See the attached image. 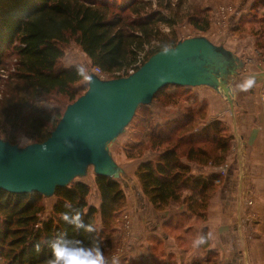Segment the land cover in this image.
I'll return each mask as SVG.
<instances>
[{
	"label": "trees",
	"instance_id": "obj_1",
	"mask_svg": "<svg viewBox=\"0 0 264 264\" xmlns=\"http://www.w3.org/2000/svg\"><path fill=\"white\" fill-rule=\"evenodd\" d=\"M189 3L0 0V135L12 144H17L21 135L31 143H42L59 124L64 108L87 92V85L76 86L81 81L74 67L61 65L65 46L71 42L79 46L106 79L127 77L161 51L163 44L175 47L179 42L176 29L181 24L189 22L200 32L209 30L208 10L197 5L185 7ZM254 4L264 7V0ZM161 93L163 90L155 98ZM165 95L167 100L173 99V94ZM207 109V103L197 99L179 118L153 127L147 134L156 156L140 163L136 177L158 211L185 202L190 211L204 216L215 186L214 176L210 180L191 176L190 166L183 159L202 167L223 166L234 140L223 122L203 123ZM138 148H143L142 142L126 148L129 159L145 155V151L135 152ZM96 185L101 197L99 209L89 203L91 187L78 180L57 189L56 201L46 218L45 197L41 194L1 191L0 264H45L51 256L50 248L42 244L37 253L35 245L59 234L85 245L95 239L104 252L110 227L124 205L125 192L113 178L96 176ZM184 190H190L191 195L184 197ZM72 209L84 212L85 223H91L96 231L77 232L66 224L61 213Z\"/></svg>",
	"mask_w": 264,
	"mask_h": 264
},
{
	"label": "crops",
	"instance_id": "obj_2",
	"mask_svg": "<svg viewBox=\"0 0 264 264\" xmlns=\"http://www.w3.org/2000/svg\"><path fill=\"white\" fill-rule=\"evenodd\" d=\"M211 1L210 28L203 37L238 61L237 74L227 84L232 89V102L209 87L186 89H193L195 96L206 100L209 110L204 124L219 120L234 136L223 165L227 175L210 191L203 217L196 210L190 211L185 202L156 210L140 182L135 189H128L124 177V205L110 227L104 251L108 264H112L113 257L119 264H264V7L253 0ZM228 9L227 23H223L220 12ZM188 38L193 37L183 40ZM252 73L258 74L257 86L248 93L235 90V84ZM184 110L180 109V114ZM155 156L149 151L140 159L129 160L127 173L135 177L140 163ZM183 161L190 163L186 158ZM194 165L206 173L214 169ZM86 183L91 187L89 203L99 209L96 179ZM183 193L184 197L191 195L190 190ZM54 203L46 208L47 213H51ZM123 215L129 217V233ZM98 224L102 227L99 218ZM208 232L214 238L199 248L193 247L197 235Z\"/></svg>",
	"mask_w": 264,
	"mask_h": 264
},
{
	"label": "water",
	"instance_id": "obj_3",
	"mask_svg": "<svg viewBox=\"0 0 264 264\" xmlns=\"http://www.w3.org/2000/svg\"><path fill=\"white\" fill-rule=\"evenodd\" d=\"M173 50L167 55L159 51L127 77L109 80L92 73L95 82L66 108L46 141L25 148L0 141V192H36L50 199L58 188L87 177L91 167L96 176L124 182L125 172L110 146L137 110L149 106L166 87H209L232 102L227 84L237 74L238 61L230 52L203 36L179 41Z\"/></svg>",
	"mask_w": 264,
	"mask_h": 264
},
{
	"label": "rangeland",
	"instance_id": "obj_4",
	"mask_svg": "<svg viewBox=\"0 0 264 264\" xmlns=\"http://www.w3.org/2000/svg\"><path fill=\"white\" fill-rule=\"evenodd\" d=\"M178 0H175L177 2ZM259 0H253V3H258ZM211 0H190V3L186 5L185 7L189 8V6L193 7H204L208 10V17H210L211 12ZM210 6V7H209ZM230 10H221L220 14L223 16L222 22L227 23L226 14ZM224 12V13H223ZM255 15L256 12H252ZM210 20V18H209ZM164 32L168 33L169 31L167 28H164ZM229 31L231 32V27H229ZM206 32H200L196 31L193 26L189 22H185L181 24L176 29V35L177 39L179 41L183 40L187 37H199V36H205ZM207 35V34H206ZM65 50V57L61 61V65L63 67H73L72 62H84L88 65L90 71L93 73V68L90 59L87 57V55L82 51V49L77 46L74 42H71L68 46L64 47ZM85 85L82 82L77 84L76 86H82ZM88 89V86H87ZM87 91V90H86ZM193 89H183L182 87H167L163 89L164 93H161L158 97L154 98L153 102L149 106H141L133 118L130 125L126 128L125 132L110 146L111 154L116 161V163L119 165L121 169L126 172V183L128 184V189H135L136 184H138V179L136 176L131 174V176L127 173L130 172L128 169H130L129 165V159L128 153L126 151L127 147H132L135 144H138L139 142H142L143 148H138L135 150H141L145 151L144 153H147L151 151L149 140L147 137V134L150 133V129L156 126L164 125L166 122L171 120H176V118H179L181 116L180 109H188L192 108L194 101L199 100V102H202L204 100H200L199 97L195 96L192 93ZM217 91V90H216ZM223 95L225 94L223 91H220ZM165 94H173V99L167 100ZM206 101V100H205ZM204 101V102H205ZM206 103V102H205ZM199 108L198 106H195V109ZM66 108H64L65 110ZM209 110V108L207 109ZM185 111V110H184ZM179 114V115H178ZM175 117V118H174ZM174 118V119H173ZM25 137L24 135H21L17 141V145H19L20 138ZM28 145L32 144L29 139L26 141ZM233 147V146H232ZM96 179V175L94 173L93 167L89 169V173L87 177L84 179H77L82 181H90ZM121 185L123 187V190L125 191L126 187H124V184ZM217 185L215 184L214 187ZM56 201V197L45 199L43 201V204L45 205V208L50 207L52 202ZM50 213H47L45 210L44 218L48 216Z\"/></svg>",
	"mask_w": 264,
	"mask_h": 264
},
{
	"label": "clouds",
	"instance_id": "obj_5",
	"mask_svg": "<svg viewBox=\"0 0 264 264\" xmlns=\"http://www.w3.org/2000/svg\"><path fill=\"white\" fill-rule=\"evenodd\" d=\"M161 51L165 55L169 54L170 51L174 54L173 45L169 43L163 44ZM72 66L74 67L75 74L80 81L91 87L95 81L93 80V74L88 65L84 62L74 61L72 62ZM257 80V73L249 74L235 84V90L248 93L257 86ZM47 107L50 108V106ZM74 122L78 123L79 118H75ZM5 139L6 136L0 135V141ZM26 141V137H21L19 147H27L28 143ZM66 143L71 146L70 142L66 141ZM42 150H46V148H43ZM84 211L86 212V209ZM61 219L66 224L70 225L74 231L79 232L83 230L87 233L96 231V228L91 223H85L84 212L80 209H72L71 211L61 213ZM213 238L212 232L199 234L193 240V247L199 248L200 246L207 244L209 240ZM42 244H46L51 250V256L45 261V264H108V260L100 243L95 239H93L88 245H85L80 240L66 239L65 234H59L54 239L37 243L35 245L37 253L41 251ZM112 264H119L118 258L113 257Z\"/></svg>",
	"mask_w": 264,
	"mask_h": 264
},
{
	"label": "built area",
	"instance_id": "obj_6",
	"mask_svg": "<svg viewBox=\"0 0 264 264\" xmlns=\"http://www.w3.org/2000/svg\"><path fill=\"white\" fill-rule=\"evenodd\" d=\"M224 13V12H223ZM135 72L134 70L130 71V74ZM93 74L99 76L102 79H106V76L103 74L102 70L98 67L93 68ZM262 101L264 102V94L262 96ZM194 162H190L188 165L190 166V175L198 178H203L206 180H210L213 178V182L216 185H220L222 183V180L224 177L227 175V168L224 166H220L214 169H212L211 172L206 173L203 170L197 169L196 165H194ZM123 220H124V228L125 230L129 233L131 231L130 225H129V217L127 215H123Z\"/></svg>",
	"mask_w": 264,
	"mask_h": 264
}]
</instances>
